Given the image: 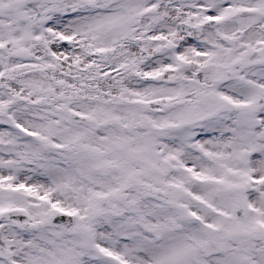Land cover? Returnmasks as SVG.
<instances>
[{
  "label": "snow or ice",
  "instance_id": "1",
  "mask_svg": "<svg viewBox=\"0 0 264 264\" xmlns=\"http://www.w3.org/2000/svg\"><path fill=\"white\" fill-rule=\"evenodd\" d=\"M0 264H264V0H0Z\"/></svg>",
  "mask_w": 264,
  "mask_h": 264
}]
</instances>
